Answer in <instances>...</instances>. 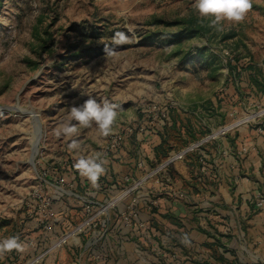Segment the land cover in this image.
<instances>
[{"label": "rangeland", "instance_id": "1", "mask_svg": "<svg viewBox=\"0 0 264 264\" xmlns=\"http://www.w3.org/2000/svg\"><path fill=\"white\" fill-rule=\"evenodd\" d=\"M193 3L0 0V240L18 236L23 242L29 234L26 202L39 182V162L54 167L104 144L107 137L94 124L77 125L71 139L81 145L78 151L69 150L70 139L57 137L72 106L89 97L118 104L116 131L142 118L149 103L173 99L194 112L198 106L215 112L213 102L231 105L229 79H246V68L264 60V0H252L246 20L223 31L201 20ZM117 32L132 42L115 44ZM238 98L235 107L244 111L247 99ZM33 258L16 264H33Z\"/></svg>", "mask_w": 264, "mask_h": 264}, {"label": "crops", "instance_id": "2", "mask_svg": "<svg viewBox=\"0 0 264 264\" xmlns=\"http://www.w3.org/2000/svg\"><path fill=\"white\" fill-rule=\"evenodd\" d=\"M256 65L264 81V60ZM246 71V79L239 77V81L234 75L231 105L220 108L213 102L215 112H205L199 106L194 112L180 104L181 109H172L166 120L146 134L128 138L116 162H107L106 173L96 188L72 171L68 166L71 158L54 166L47 193L54 200L57 224L43 232L27 209L30 220L24 222V228L30 232L23 242L28 247L22 253L10 252L4 264H16L20 259L27 263L51 246L83 219L86 198L103 201L123 186L124 175L140 176L143 170L137 168L138 161L149 168L166 154L227 122L239 94L264 103V91L252 81L253 71L250 67ZM245 86L248 90L244 95ZM202 156L209 163L206 173L201 169ZM168 175L177 197L145 190L138 198L137 220L145 222L146 228L126 227L118 214L125 207L121 205L85 234L52 250L42 264H264V213L254 205L257 193L264 194V134L253 125L243 127L189 155L172 166ZM58 180L66 184L63 189L56 186ZM154 199L159 205L150 211L148 205ZM31 240L35 246L29 244Z\"/></svg>", "mask_w": 264, "mask_h": 264}, {"label": "built area", "instance_id": "3", "mask_svg": "<svg viewBox=\"0 0 264 264\" xmlns=\"http://www.w3.org/2000/svg\"><path fill=\"white\" fill-rule=\"evenodd\" d=\"M233 81L229 79V83ZM245 110L240 111L238 108H233L229 113V120L219 127L210 130L205 135L193 140L182 148L170 152L167 156L159 160L155 165L145 168L143 161L137 162V168L143 170V173L135 177L131 174H126L123 177V186L113 195L108 196L107 199L100 201L96 199L86 198L83 202L84 217L81 221L77 222L69 230L63 232L48 248L41 253L37 254L31 263L41 264L43 258L48 255L52 250L59 249L67 245L70 240L81 236L93 228L98 220L111 211L117 210L121 205L125 207L118 212L119 218L124 222L126 227H133L137 225L139 228H146L145 222L137 220L139 216L137 201L143 191H151L157 194L171 193L177 197L173 180L168 175V170L183 161L186 158L200 151L208 143L218 140L221 137L228 136L237 130L253 125L256 131L264 134V103L251 100H246ZM179 103L173 99L169 100L166 104L149 103L144 106L142 118L136 123H128L125 126L117 129L112 135L108 136L104 144L99 149V153L103 154V158L108 163H115L118 153L121 150L124 142L135 134H146L152 127L156 126L160 121L168 118L172 109L179 107ZM79 156H87L83 154L72 157L68 166L76 174L79 172L75 169L74 164ZM202 164V171L208 172L209 163L205 156L200 157ZM41 165L39 182L31 191L30 199L26 202L28 213L33 215L37 221L39 229L43 232L51 230L58 220L54 215L53 205L54 200L51 195L47 193L48 176L54 169L53 166ZM56 186L60 189L66 185L62 180L56 181ZM73 184H67V187H72ZM180 197H184L183 193H179ZM157 199H154L148 205L150 211L158 207ZM255 208L264 213V194L257 193L254 200ZM104 235V232L98 234L99 238ZM31 246H35L36 242L31 240ZM98 260V257H96Z\"/></svg>", "mask_w": 264, "mask_h": 264}, {"label": "clouds", "instance_id": "4", "mask_svg": "<svg viewBox=\"0 0 264 264\" xmlns=\"http://www.w3.org/2000/svg\"><path fill=\"white\" fill-rule=\"evenodd\" d=\"M193 10L201 20H207L209 26L217 31H223L225 26H236L243 23L252 8V0H194ZM132 30L129 29V32ZM115 44H127L132 38L124 32L115 33ZM108 55H115L114 51L106 50ZM119 105L89 97L82 105L72 106L65 122L60 123L55 134L57 137H65L71 140L68 145L70 151H78L81 147L77 140L71 139L78 133V127L90 128L96 126L101 137L113 134L114 124L118 119ZM73 121L77 123H73ZM107 160L102 153L88 156H79L74 164L79 174L86 178L93 188L98 187V181L106 173ZM28 245L22 242L18 236H11L0 240V257L12 251L24 252Z\"/></svg>", "mask_w": 264, "mask_h": 264}, {"label": "trees", "instance_id": "5", "mask_svg": "<svg viewBox=\"0 0 264 264\" xmlns=\"http://www.w3.org/2000/svg\"><path fill=\"white\" fill-rule=\"evenodd\" d=\"M187 29L189 30L190 28L188 27ZM248 67H250V69L253 71L252 81L258 86L260 90L264 91V81L261 69L256 65V63H251ZM168 154H166L165 156H167ZM165 156H163L162 158H164Z\"/></svg>", "mask_w": 264, "mask_h": 264}, {"label": "water", "instance_id": "6", "mask_svg": "<svg viewBox=\"0 0 264 264\" xmlns=\"http://www.w3.org/2000/svg\"><path fill=\"white\" fill-rule=\"evenodd\" d=\"M34 117H36L35 115H33ZM40 131H41V127H40V125L38 126V137H37V140H36V142H35V147H34V154L37 152V145H38V142H39V134H40ZM32 158H34V155H33V157Z\"/></svg>", "mask_w": 264, "mask_h": 264}]
</instances>
